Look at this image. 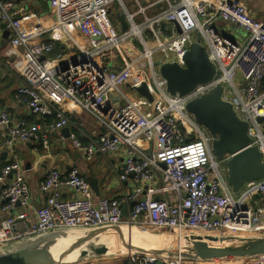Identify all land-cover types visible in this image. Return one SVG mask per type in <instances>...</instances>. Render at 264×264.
<instances>
[{"label":"built area","instance_id":"obj_1","mask_svg":"<svg viewBox=\"0 0 264 264\" xmlns=\"http://www.w3.org/2000/svg\"><path fill=\"white\" fill-rule=\"evenodd\" d=\"M48 4L53 22L46 28L27 24L23 10L0 0V36L4 26L8 44L20 53L15 99L33 115L58 116L33 125L17 122L3 146L35 142L47 149L48 135L72 126L66 112L72 107L95 122L86 144L70 134L76 151L87 160L121 153L118 179L125 183L131 177L132 187L117 198L93 202L88 181L77 168L61 172L51 167L38 186L44 204L31 220L25 212L32 208L25 170L17 161L8 163L0 171V182L11 176L0 191V213L5 215L0 250L48 232L103 227L152 228L176 238L264 237V178L233 193L226 170L231 155L216 159L211 136L186 111L189 101L221 85L222 100L248 124L250 147H257L264 163V22L252 18L241 0ZM110 15L115 16L112 24ZM48 33L62 43L60 52L54 42L43 39ZM196 41L218 75L183 97L171 96L154 63L184 67L183 57ZM142 84L151 102L134 91ZM113 94L118 104L111 101ZM9 122L8 114L0 111V126ZM64 192L69 195L63 197ZM17 204L24 211L13 214ZM253 259L247 264H264L263 258ZM133 260L200 264L152 256Z\"/></svg>","mask_w":264,"mask_h":264},{"label":"water","instance_id":"obj_2","mask_svg":"<svg viewBox=\"0 0 264 264\" xmlns=\"http://www.w3.org/2000/svg\"><path fill=\"white\" fill-rule=\"evenodd\" d=\"M121 24L122 31H124L126 24L123 18H121ZM1 28L4 30V38H7L8 32L4 26ZM183 62L184 67L175 63H154L155 67H159L158 72L165 81L166 90L171 96L183 97L197 85L210 82L218 75L210 63L205 49L198 41L189 46V50L183 57ZM134 91L139 96L152 101L145 84ZM221 95L222 87L217 85L205 95L189 101L186 104V111L211 136V151L216 159L220 160L226 154L231 155V159L226 163L227 183L233 193H239L244 184L264 178V163L257 147H250L248 124L236 116L232 106L223 101ZM110 99L114 103H119L117 97L112 98L111 95ZM258 121L262 122V119ZM88 184L91 191L99 196L95 180L88 181ZM127 229V227H103L88 231L48 232L15 243L16 246L11 245L1 249L0 264H77L89 256H107V248L96 246V240L110 235L111 232L122 236V233ZM129 229L140 230L135 227ZM75 235L78 237L74 241H70L69 238H73ZM143 236L144 234H141L139 239H144ZM183 237L191 240V248L188 253L169 255L164 258L161 256L164 250L156 248L152 243H147L152 249V252L147 255L164 259L182 257L184 260L194 262L264 255V237L214 235ZM58 239L72 243L53 248ZM131 246V243L124 246L126 252H131ZM142 256L146 255L142 254ZM73 260L75 262L71 263L70 261Z\"/></svg>","mask_w":264,"mask_h":264},{"label":"crops","instance_id":"obj_3","mask_svg":"<svg viewBox=\"0 0 264 264\" xmlns=\"http://www.w3.org/2000/svg\"><path fill=\"white\" fill-rule=\"evenodd\" d=\"M9 1L13 2L15 10L21 9L25 12L27 24H41L46 28L52 24L53 17L49 12L48 0ZM241 2L247 6L252 18L264 22V0H241ZM218 25H220L218 29L222 31L223 24L219 23ZM3 33L0 36V111L8 114L10 122L8 125L0 126V171L6 164L13 161H17L25 170V180L29 187L32 207L25 210L29 218L33 220L34 211L44 204V197L39 193L38 186L51 167H56L61 172L75 167L85 180H95L99 196H96L92 191L93 202L99 198H117L124 190L130 189L132 187L131 177L125 183H121L118 179L122 162L121 153L108 157L97 155L91 160H87L76 151L70 141V134H73L82 144H86L95 122L85 113L72 107L70 110H66L72 121V126L48 135L47 149L35 142L16 143L11 148L3 146L9 128L17 122L24 121L27 125H33L43 121L53 122L58 118L56 114L52 116L33 115L24 104L16 101L15 95L21 80L20 53L18 49L8 44L9 34L7 38H4ZM43 39L54 42L56 47L62 46V43L59 40H53L49 33L44 34ZM10 180L11 176L6 178L4 182H0V191L5 184H9ZM68 195L67 192L63 193V197ZM1 205L2 202L0 201V207ZM22 211H24L23 208L17 205L13 214ZM4 216L0 213V221ZM118 251H120L119 248L114 251V254L119 253ZM85 261H88L89 264H124L125 262L136 264L133 259L127 257L91 261L87 259L79 263L86 264Z\"/></svg>","mask_w":264,"mask_h":264},{"label":"bare ground","instance_id":"obj_4","mask_svg":"<svg viewBox=\"0 0 264 264\" xmlns=\"http://www.w3.org/2000/svg\"><path fill=\"white\" fill-rule=\"evenodd\" d=\"M115 233H112L110 235H107V236H103V237H100V239H97L96 240V246H104L105 248H107V254L106 255H112L114 254V251H116V249H113V244L115 241H118L121 239H126L127 240V243H131L132 245H135V247L137 248H145V253H151L152 252V249L151 247L147 244V243H152L156 248H159L161 250H164V253L161 254L162 257L164 258H167L169 255H177L180 253V255H182L183 253H188V251L190 250L191 248V240L185 238V237H179L178 238V248L177 249H174L172 247H169L167 246L165 243H163V237H157V238H152L151 236H148L146 233L145 235L143 236L144 239H139L140 237V232L138 230H135V229H127V231H125L124 233H122V236H117L115 235ZM78 235H75V237L73 238H69L70 241H74L75 238H77ZM169 237H173L175 238V236H169ZM65 242L63 241L62 239H58L55 241V244H54V247L53 248H58L60 247L61 245H64V244H70L72 242ZM64 247V246H63ZM120 249V248H119ZM144 250V249H143ZM141 252V251H140ZM251 257H242L240 258L241 260H246V259H249ZM255 257H252L251 259H253ZM260 258H263L264 259V255H261ZM170 259H173V260H183L184 258L182 257H176V258H170ZM75 260V259H74ZM70 261L71 263H74L75 261ZM218 261V262H217ZM225 259H221V260H206V261H201L200 264H207V263H211V264H224L226 262H224ZM250 261V260H249ZM241 262V261H239ZM245 262V261H244Z\"/></svg>","mask_w":264,"mask_h":264},{"label":"rangeland","instance_id":"obj_5","mask_svg":"<svg viewBox=\"0 0 264 264\" xmlns=\"http://www.w3.org/2000/svg\"><path fill=\"white\" fill-rule=\"evenodd\" d=\"M124 2L126 3L127 0H124ZM129 10L132 11L131 8H129ZM113 11L116 12L117 11V7L115 6L113 8ZM114 15H110L108 17V22L109 24H112V21L114 20ZM241 36H243V32L240 31L239 33ZM118 98V95L117 94H113L112 95V98ZM140 234H144L145 233L148 235V236H151L152 238H157V237H163V243H165L167 246L169 247H172L174 249H177L178 247V238H172V237H169L171 235H169L168 233L162 231V230H155V229H152V228H145L143 230H139ZM137 243H135V245H132L131 246V252H126V250L124 249V246H128V243H127V240L126 239H121L118 240V241H115L114 244H113V249H116V248H120L118 251L119 253H115V254H112V255H107V256H89L87 259L88 260H102V259H107V260H110V259H120V258H131V259H135L137 260L138 257H143V255H146L147 257H150L151 255H147V253H144L145 252V248L143 246V248H137L135 247ZM144 249V250H143ZM141 251V252H140ZM252 258V257H251ZM246 259V260H241V259H237V258H228V259H225L224 264H247L248 262H250L251 260H255V259ZM86 259V260H87ZM250 260V261H249ZM241 261V262H239ZM245 261V262H244ZM86 264H89L88 261H85ZM81 264V263H79ZM205 264V263H203ZM207 264H211V263H207Z\"/></svg>","mask_w":264,"mask_h":264},{"label":"trees","instance_id":"obj_6","mask_svg":"<svg viewBox=\"0 0 264 264\" xmlns=\"http://www.w3.org/2000/svg\"><path fill=\"white\" fill-rule=\"evenodd\" d=\"M59 50H61V47L57 46V51H59ZM124 264H127V263L125 262ZM215 264H217V263H215Z\"/></svg>","mask_w":264,"mask_h":264}]
</instances>
